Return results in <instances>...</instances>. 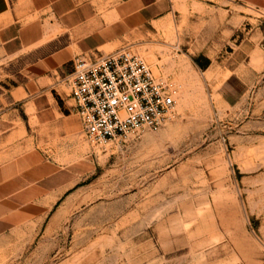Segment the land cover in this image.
I'll list each match as a JSON object with an SVG mask.
<instances>
[{"label": "rangeland", "instance_id": "1", "mask_svg": "<svg viewBox=\"0 0 264 264\" xmlns=\"http://www.w3.org/2000/svg\"><path fill=\"white\" fill-rule=\"evenodd\" d=\"M155 1L123 47L171 83L173 115L106 146L84 137L77 189L40 231L0 237V264H264V11ZM20 65L0 55V78ZM0 111V151L15 156L26 133L7 136L20 115L1 93Z\"/></svg>", "mask_w": 264, "mask_h": 264}, {"label": "crops", "instance_id": "2", "mask_svg": "<svg viewBox=\"0 0 264 264\" xmlns=\"http://www.w3.org/2000/svg\"><path fill=\"white\" fill-rule=\"evenodd\" d=\"M232 1L264 11V0ZM154 3L118 0L100 10L89 0H0V55L21 64L0 78L1 95L20 115L18 129L8 126L7 136L24 130L28 146L15 156L0 151V237L22 228L40 231L77 189L84 161L92 160L83 152L85 136L62 77L77 55L129 45L142 32V18L154 17L148 15ZM38 135L44 148L33 141Z\"/></svg>", "mask_w": 264, "mask_h": 264}, {"label": "built area", "instance_id": "3", "mask_svg": "<svg viewBox=\"0 0 264 264\" xmlns=\"http://www.w3.org/2000/svg\"><path fill=\"white\" fill-rule=\"evenodd\" d=\"M62 80L92 145L106 146L118 137L158 129L173 115L171 83L156 77L144 59L126 47L75 56Z\"/></svg>", "mask_w": 264, "mask_h": 264}, {"label": "bare ground", "instance_id": "4", "mask_svg": "<svg viewBox=\"0 0 264 264\" xmlns=\"http://www.w3.org/2000/svg\"><path fill=\"white\" fill-rule=\"evenodd\" d=\"M216 69V68H215ZM209 75H211V74H209ZM212 76V75H211ZM191 87V86H190ZM186 94V93H185ZM185 96V95H184ZM186 100H188L187 98H186ZM188 101H190V100H188ZM186 103H187V101H185Z\"/></svg>", "mask_w": 264, "mask_h": 264}]
</instances>
